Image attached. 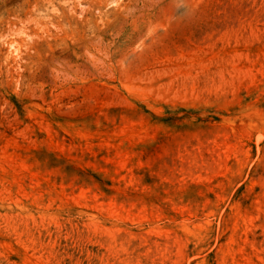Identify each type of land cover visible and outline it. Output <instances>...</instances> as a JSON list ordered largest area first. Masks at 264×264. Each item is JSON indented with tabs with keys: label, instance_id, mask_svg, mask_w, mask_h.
I'll return each mask as SVG.
<instances>
[{
	"label": "rangeland",
	"instance_id": "374dc122",
	"mask_svg": "<svg viewBox=\"0 0 264 264\" xmlns=\"http://www.w3.org/2000/svg\"><path fill=\"white\" fill-rule=\"evenodd\" d=\"M0 264H264V0H0Z\"/></svg>",
	"mask_w": 264,
	"mask_h": 264
}]
</instances>
